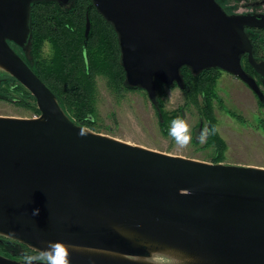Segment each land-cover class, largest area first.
I'll list each match as a JSON object with an SVG mask.
<instances>
[{
    "label": "water",
    "instance_id": "water-1",
    "mask_svg": "<svg viewBox=\"0 0 264 264\" xmlns=\"http://www.w3.org/2000/svg\"><path fill=\"white\" fill-rule=\"evenodd\" d=\"M42 1L71 0H0V73L40 111L0 116V235L34 251L75 245L71 264H264V168L170 155L79 124L17 49L33 58ZM90 1L117 36L125 85L153 105L162 85L185 88V68L229 72L262 98L242 65L248 55L264 77L245 31L264 25L255 18L216 0ZM90 31L88 17L85 51Z\"/></svg>",
    "mask_w": 264,
    "mask_h": 264
},
{
    "label": "rangeland",
    "instance_id": "rangeland-1",
    "mask_svg": "<svg viewBox=\"0 0 264 264\" xmlns=\"http://www.w3.org/2000/svg\"><path fill=\"white\" fill-rule=\"evenodd\" d=\"M56 51L54 45L46 40L37 54L41 62L48 65L55 55L59 58ZM94 53L99 54L93 50ZM107 73H99L94 77L93 110L79 124L97 133L170 155L207 163L264 168V108L259 105L254 94L232 76L222 73L215 76L218 79L216 90L223 103L222 107L217 102L214 104L216 131L226 146L219 162H215V145H208V137L203 144L196 139L202 110L191 101V95L187 96L178 86H163L166 95L159 100L168 113H177L179 116L182 112L186 114L185 120L193 138L187 148L179 149L168 135L172 120L169 119L167 126L161 125L147 93L113 85L108 81L111 78ZM0 74L3 79L4 75ZM4 89H8V85L0 86V90ZM37 110V104L33 101L21 102L18 93L10 91V94H2L0 91V116L36 118L40 115ZM69 115L79 122L75 112Z\"/></svg>",
    "mask_w": 264,
    "mask_h": 264
},
{
    "label": "trees",
    "instance_id": "trees-1",
    "mask_svg": "<svg viewBox=\"0 0 264 264\" xmlns=\"http://www.w3.org/2000/svg\"><path fill=\"white\" fill-rule=\"evenodd\" d=\"M70 4L73 5L71 11L77 9L73 17L66 16L67 14H60L59 7L61 5L55 1H42L33 5L32 54L39 59V54H37L39 47L46 40L50 41L57 51L73 53L59 54V58L57 57L58 55H55L54 60L48 65L45 63L41 64L40 61L39 69L35 68V71L40 79L57 95L64 109L70 114L75 112L79 118V122H77L83 123L85 116L93 110L94 77L99 73H107L108 62H110V71L107 74H109L111 80L115 81L116 85L122 87V89L132 88L125 85V72L124 70L122 71L117 62V54H120V50L117 36L111 24L98 13L90 0H71ZM87 14L91 20V31L86 47V51L89 54H87L88 59L85 61L82 52L86 40ZM65 18L69 19L68 24L70 25L60 23L59 19L63 20ZM17 49L22 54L19 48ZM93 50L102 54H92ZM113 60L115 61L114 65L112 64ZM187 69H183L184 79L187 77L185 73ZM193 80L197 82V85L191 84L189 91L191 101L203 110L205 107L199 104V98L204 93L211 102L209 95L213 92L212 83L214 79L210 76L209 79H205L206 81H201L202 79L197 81L196 78ZM118 81H121V83ZM2 84L8 85V89L0 90L2 94H10L11 89L14 88L21 95V102L30 103V101H33L36 103L32 94L13 78L5 79ZM6 97L8 96L6 95ZM209 106L206 117L211 121V129L214 128L215 132L208 135V145H215L217 150L215 162H219L226 146L216 131V117L213 113V106L211 104ZM37 112L40 113L39 110ZM165 118H167V113H165ZM88 120H91V117H88ZM168 121L167 118V121L160 122L162 126H167Z\"/></svg>",
    "mask_w": 264,
    "mask_h": 264
},
{
    "label": "flooded vegetation",
    "instance_id": "flooded-vegetation-1",
    "mask_svg": "<svg viewBox=\"0 0 264 264\" xmlns=\"http://www.w3.org/2000/svg\"><path fill=\"white\" fill-rule=\"evenodd\" d=\"M216 1L224 9V11L230 16H251V17L255 18V20L257 22H261L264 24V0H216ZM72 6L73 5H71L70 2L66 5H61L59 7L60 8V14H62V15L67 14L66 16L73 17L75 15L77 9H75L74 11H71ZM86 17L88 18V14ZM68 20L69 19H66V18L63 20L59 19L61 24L67 23V25H70V24H68ZM85 30H86V26H85ZM245 31H246V33H247V35H248V37H249V39L253 45V56H254L255 62H257V63L264 62V25L263 26H247L245 28ZM55 54H73V53H67V52L58 50L55 52ZM82 54L84 55V59L86 61L88 59L87 54H89V53L87 51L83 50ZM99 54H102V53H99ZM20 55L24 59V61L27 63V65L33 71H35V68L39 69L40 61H41V60H39L40 58L37 59L35 57V55H33V58H31V57H29V54H23V53ZM117 58H118V61H117L118 65L123 71L124 68L122 66V63L120 62L121 61V54H117ZM112 62H113L112 64L114 65L115 61L113 60ZM41 64H42V62H41ZM109 64H110V62H108L107 67H106L107 72L110 71ZM242 65H243L244 70L257 83L259 90L262 92V98H260L239 77H237V76H235L229 72L223 71L221 69H211V70H206V72L203 71V73H201L199 75L200 77L199 76L195 77L196 75L189 69L185 70L187 77H185L186 84H185V88L182 89V91L185 92L187 94V96L190 95L189 91L191 89V84L193 83V84L197 85V82L193 79L196 78L197 81L199 79H202L201 81H206L205 79H209L210 76H212L214 79L213 83H212L213 92L209 95L211 102L209 101V99L207 98V96L204 93L199 98V101L202 104V107L204 106L205 108L200 112V122H199L198 132H197L196 136H198V134L200 133V131L202 129H204V128L211 129L212 128L211 121L209 119H207V117H206V113L209 111V107H210L209 105L211 104L213 106L214 115H215V109H214L215 105L214 104L217 102L218 104L221 105V107L223 105L222 100L219 96V93L216 90V86H217L216 82L218 79L215 76L216 75L220 76V73L230 75L235 80L242 83L247 89H249L254 94V96L258 100L259 105L262 108H264V81H263L264 77L261 74H259L257 72V70L253 67V65L250 63L248 55H244L242 57ZM3 79L4 80L9 79V76L5 74L3 76ZM108 81H110V83H112L113 85L117 84L115 81H112V80H108ZM118 82L121 83V81H118ZM5 85H7V84H5ZM163 86L164 85H162L161 88L159 89V92H160L159 97L160 98H158V101L159 100L161 101L162 98H164V96L166 95L165 90L162 89ZM174 88H176V87H174ZM11 92L18 93V92H16V89H14V88L11 89ZM11 100H15V99L11 98ZM155 110L158 114V117L160 118V121H164V120L167 121V118H168V120L169 119L173 120L174 118L179 116L177 113H175V114L174 113H171V114L168 113L164 109L162 102L160 103V106H159V103L157 106H155ZM165 113H167V118H165ZM179 117L185 119V117H186L185 112H182ZM163 118H164V120H163ZM35 252L36 251L30 249L27 245L20 243L19 241H16V240H13L10 238H6V237H3L0 235V256H3L7 259H10L12 261L23 264L24 255L26 253L27 254H35Z\"/></svg>",
    "mask_w": 264,
    "mask_h": 264
},
{
    "label": "clouds",
    "instance_id": "clouds-1",
    "mask_svg": "<svg viewBox=\"0 0 264 264\" xmlns=\"http://www.w3.org/2000/svg\"><path fill=\"white\" fill-rule=\"evenodd\" d=\"M215 129L204 128L200 131L196 139L203 144L207 141L210 133ZM168 135L175 141L179 149L187 148L192 141L191 129L187 121L181 117H176L170 122ZM39 214V209H35L33 216ZM70 249L75 250V245H67L63 241H49L44 249L36 250L35 254H25L23 264H71Z\"/></svg>",
    "mask_w": 264,
    "mask_h": 264
},
{
    "label": "built area",
    "instance_id": "built-area-1",
    "mask_svg": "<svg viewBox=\"0 0 264 264\" xmlns=\"http://www.w3.org/2000/svg\"><path fill=\"white\" fill-rule=\"evenodd\" d=\"M36 118H38V117H36Z\"/></svg>",
    "mask_w": 264,
    "mask_h": 264
}]
</instances>
